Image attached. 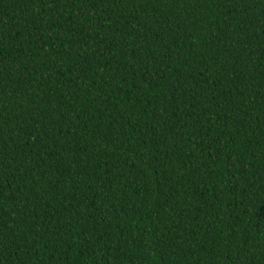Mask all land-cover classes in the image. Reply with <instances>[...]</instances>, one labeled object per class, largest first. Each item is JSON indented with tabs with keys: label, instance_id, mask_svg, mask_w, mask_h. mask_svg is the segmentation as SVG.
I'll use <instances>...</instances> for the list:
<instances>
[{
	"label": "trees",
	"instance_id": "16d2710c",
	"mask_svg": "<svg viewBox=\"0 0 264 264\" xmlns=\"http://www.w3.org/2000/svg\"><path fill=\"white\" fill-rule=\"evenodd\" d=\"M0 264H264V0H0Z\"/></svg>",
	"mask_w": 264,
	"mask_h": 264
}]
</instances>
